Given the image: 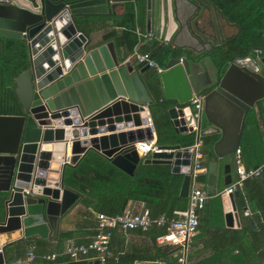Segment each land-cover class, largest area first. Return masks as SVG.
<instances>
[{"label":"water","instance_id":"1","mask_svg":"<svg viewBox=\"0 0 264 264\" xmlns=\"http://www.w3.org/2000/svg\"><path fill=\"white\" fill-rule=\"evenodd\" d=\"M128 3L134 10L144 5L145 31L161 46L160 71L124 56L113 38L94 41L83 27L91 17ZM229 24L212 0H0V35L23 38L28 53V66L13 79L20 113L0 114V191L6 193L0 232L57 233L81 198L65 184V168L89 150L128 174L139 162L166 163L171 173L182 175L179 195L187 197L189 151L180 144L158 145L161 151L141 157L134 147L155 135L146 121L152 101L146 85L154 79L171 104L167 115L177 132L192 131L188 101L203 94L196 140L219 134L205 152L211 159L204 186L213 193L229 185L246 114L264 99V57L224 56L232 50L218 48L240 33L235 24L237 33L218 39ZM202 118L209 123L204 128ZM237 193H228L230 210L224 217L229 226L238 221ZM3 260L0 252V264ZM55 264H99V259Z\"/></svg>","mask_w":264,"mask_h":264},{"label":"trees","instance_id":"2","mask_svg":"<svg viewBox=\"0 0 264 264\" xmlns=\"http://www.w3.org/2000/svg\"><path fill=\"white\" fill-rule=\"evenodd\" d=\"M217 5L224 7L221 0H212ZM236 5V4H235ZM225 8V7H224ZM226 9V8H225ZM227 11L229 15H235L238 22L241 24V36L238 46L243 43H255L258 48H264V1L263 4L252 5H236L227 4ZM134 8L132 4L128 3L125 8V14L120 20H115V24L124 27V34L129 37L128 45L133 46L136 41L134 32ZM92 21L89 25L83 26L85 31L92 28L96 19L91 17ZM133 31V32H132ZM130 34L132 38H130ZM161 46L155 45L154 40L140 42V48L144 52H148L157 63L162 66V55L159 51ZM28 66L27 45L23 38L8 37L0 35V114H18L20 113V103L14 92V77ZM147 88L152 96V101L148 105L152 123L155 132V142L158 145H172L180 144L186 146L192 144L195 140L193 131L177 132L174 130L171 121L167 115L168 102H166L161 93V88L158 81L154 79L147 83ZM252 109L248 111L245 123L247 126L252 117ZM247 129L244 133L242 142L240 144V151L242 156L247 153L248 144ZM218 136L214 133L205 134L201 136V152L212 145L213 141ZM264 162V161H263ZM262 162V163H263ZM254 177V176H253ZM182 175L178 173H171L170 166L166 163H143L139 162L133 173L128 174L119 169L115 165L108 162L98 152L88 151L75 166H67L64 172L65 184L81 193L80 202L86 208H90L88 213H105L114 215L121 213L124 209L125 202L128 199H139L144 202L145 208L148 209L151 216H158L165 214L172 216L174 209H183L186 205V198L179 195V187ZM6 193L0 191V223L4 219V199ZM240 196L237 201V206L241 208L244 205L245 199ZM199 225V219H198ZM197 225V227H198ZM251 229L243 227L238 229H227L224 231L223 238H232L233 242L243 241L246 231L249 234L257 235L263 247L260 251V258L254 262L248 263L246 259L247 251L242 248L237 251L235 255L227 253V263L229 264H264V226L253 221ZM115 228L112 230L109 239V254L105 257L104 264L113 263L114 256H117L116 264H132L135 260L153 259L156 262L164 264H178L177 257L179 256V248L169 243L158 244L156 242L157 236L163 234L166 230L164 225L152 224L148 227L146 232H150L152 242L157 247L156 252L151 256L139 254L136 251H128L125 253L114 254L112 248L113 234ZM142 231V230H141ZM73 231L65 230L59 233V238L71 237ZM95 233V232H94ZM93 233V235H94ZM91 240V239H90ZM89 240V241H90ZM88 241V242H89ZM85 243H77L86 244ZM225 242V240H222ZM38 245V244H36ZM34 243L27 239L21 238L16 241L0 246L1 252L4 254L6 262H14L18 259L26 258L28 253H32L36 247ZM191 250V243L188 247L187 262L189 263V256ZM226 252L230 247H226ZM120 251V250H119ZM39 253V252H35ZM28 264H34L33 260L39 258L43 264H55V261H50L44 258L45 252L35 254ZM90 251L88 255H93ZM146 256V257H145ZM38 259V260H39ZM54 259H61L55 257Z\"/></svg>","mask_w":264,"mask_h":264},{"label":"crops","instance_id":"3","mask_svg":"<svg viewBox=\"0 0 264 264\" xmlns=\"http://www.w3.org/2000/svg\"><path fill=\"white\" fill-rule=\"evenodd\" d=\"M237 3H239L237 4L239 6L241 4L245 5V0H237ZM218 7L221 10L223 9V13L228 17L229 21L231 22V24L227 25L229 26L227 28H229L230 31H238V27L237 25H235L238 24L240 26V32H241V24L240 22H238V19L234 17L235 15L233 16L229 15L228 12H226L225 8L220 5H218ZM124 14H125V8L124 6H121L119 4L114 8V12L110 13L109 15L94 16L93 18L96 19L95 24L92 28L87 30V32L90 33L94 41H99L104 38L115 39L123 55L126 56L127 58L129 57L133 62H135L136 60L133 58L134 50L138 49L142 51L140 48V43L137 44L138 35L136 34L135 29L136 27H138L143 33L146 32L145 23H144L145 22L144 5L142 3L137 4V7L134 11L135 14L134 32L136 35V41L132 47L128 45L129 37L124 34V27L118 26L114 23L115 20H120ZM220 20L223 21V19L221 18ZM130 38H132L131 34H130ZM153 40L155 42V45L160 46V44L155 39ZM145 41H147V39ZM258 49L260 50L261 48L257 47L256 50ZM256 57L262 58L263 56L261 53L256 51ZM167 105L169 107L171 104L168 103ZM251 109L253 113H252V117L249 118L250 123L248 126L245 123L243 134L240 141L241 144L244 133L247 129L248 131L247 138L250 142L248 144V150L247 153H245V155L243 156L240 151L242 162L244 166L247 168L258 166L264 161V99L257 101L254 104V106L250 108V110ZM208 125L209 123L204 118H202L201 128H204ZM192 131L194 132L195 140H196V131L194 130ZM214 134H216L217 136L219 135L218 133H214ZM201 136L202 135L199 136L200 140H201ZM105 159L108 162H110L107 158ZM209 159H211V157L207 156L204 152H202V157L200 162L203 169L199 170L195 177V182L204 189H206L204 186V178L206 175V166H207L206 162ZM232 167H233V161H232ZM234 178H235V172L233 168L232 180ZM190 184H189V188H190ZM236 190L238 193L234 197L235 204L237 203L238 200H240L239 195H241L245 199V202L241 208H239V206H237L236 204L238 210V221L236 222L234 220L232 226L226 225L225 217H224V213L230 210V202L228 200V194L223 195L218 192L209 193L206 190L209 193V197L207 198L203 208L198 212L199 225L189 242V245L191 243V250H190L191 252L189 256V263L187 262V264H229L226 261L228 257L227 253L229 255H235L237 251L242 248L246 249L245 251H247V256L245 260H247L248 263L259 260L260 251L263 247V244H261V241L259 240L257 235L249 234V231H246L243 241H235V242L231 240L232 238L229 237L223 238V237L224 235H226L224 234V231L227 229H234V228L238 229L241 227L245 229H249V228L251 229L252 227L250 226H252L253 221L259 224L262 223V225L264 226V171H262L259 175L245 179L242 182V184L236 188ZM187 197H185L186 198L185 207L187 206ZM143 208H145V206L142 200L128 199L125 202L123 211L124 210L141 211ZM88 210H90V208H86L81 204V202H78L61 220L57 233L55 231H52L49 235L45 237H40L37 234L24 236L20 228H15L9 231H2L0 232V246L16 241L21 238H27L34 243V246L38 244L36 245V247H33L35 248L34 250L37 251H34L32 253L45 252V255L50 253H56L57 254L56 257L61 259L58 260V259L46 258L50 261H55V263L59 261L70 260L64 251L68 247L73 246L77 243L88 242L93 237V233L95 232L96 217L94 216V214L88 213ZM176 210L177 209L173 210L174 213ZM65 230L73 231L71 237H67L63 239L59 238V233ZM222 240H225V242H222ZM156 242L158 244H162L159 243L157 240ZM157 245L155 246L153 244L152 236L150 232L148 233L143 230L141 231V229L138 228L122 229L118 227L115 228L114 230L112 248L114 250L115 255L118 253H125L131 250V251H136L140 255L143 254L146 256H151L156 252L155 247H157ZM228 246L230 247V250H228L227 252L223 250ZM39 253H35V254H39ZM2 255L4 259L3 263H8L6 262L3 253ZM86 257L93 258L95 256L93 254V255H87ZM116 258L117 256H114L112 260L113 263L111 264H116L115 263ZM38 259L39 258L34 259L33 263L43 264V261ZM14 262H10V263H14ZM132 264H162V263L156 262L153 259L146 258V259L135 260Z\"/></svg>","mask_w":264,"mask_h":264},{"label":"built area","instance_id":"4","mask_svg":"<svg viewBox=\"0 0 264 264\" xmlns=\"http://www.w3.org/2000/svg\"><path fill=\"white\" fill-rule=\"evenodd\" d=\"M138 35L139 44L143 39L147 41L153 40V35L150 32L143 33L138 27L135 29ZM260 53V50H256ZM255 51V53H256ZM133 58L140 64L148 65L150 68L160 71L162 67L150 56L148 52L134 50ZM203 94H193L188 103L193 108L194 122L192 123V130H197L196 118L199 117V111L202 108ZM147 125L150 127L153 134L154 126L149 113L146 114ZM134 147L137 153L141 157H145L147 154L161 151L158 148V144L155 142V135L152 138H145L140 141L134 142ZM201 140L197 139L192 144L181 146V149L187 150L191 153V184L187 197V206L184 209L176 210L172 216H166L160 214L158 216H151L147 208H143L141 211L124 210L121 213L114 215H108L105 213H96V226L95 233L91 240L86 244L73 245L68 247L64 252L67 254L70 260L84 258L90 251L94 252V256L99 259V264H104L105 257L109 254V239L114 228L122 229H141L146 230L152 224L164 225L166 230L163 234L157 236L156 240L159 243H169L179 248V256L177 257L178 264H187V252L188 245L191 237L194 235L198 225V212L203 208L209 193L195 182V177L199 170L203 169L201 166ZM233 168L235 172V178L229 185L224 187L218 193L226 195L236 190L242 182L250 177L259 175L264 171V162L258 166L247 168L244 166L240 148L238 147L233 155ZM1 252V248H0ZM56 253H50L42 255L44 258L54 259ZM34 255L28 253L26 258L18 259L14 263H2V264H16L29 262ZM87 258V257H86ZM163 264V263H162Z\"/></svg>","mask_w":264,"mask_h":264},{"label":"flooded vegetation","instance_id":"5","mask_svg":"<svg viewBox=\"0 0 264 264\" xmlns=\"http://www.w3.org/2000/svg\"><path fill=\"white\" fill-rule=\"evenodd\" d=\"M263 1L264 0H245V5L246 6L252 5V7H255L257 4H263ZM221 3L226 9H227V4H230V5L233 4L234 6L239 4L237 3V0H221ZM226 12H228L229 14V11L226 10ZM227 27L229 26L225 25V29L223 30L222 34L217 36L218 39L220 38L222 40L224 37L228 35L237 33V31H230L229 28ZM240 36H241V32L237 36H234L233 38L226 40L222 44L218 45V48H220V50L227 49V48L232 50L231 51L232 54L229 52H224L223 53L224 56L232 57L235 54L256 56L255 50L257 49V46L255 43H243V44H240V46H238L237 42H239ZM218 39H215V40L218 41ZM206 46L208 45L206 44ZM260 53L264 57V48L260 49Z\"/></svg>","mask_w":264,"mask_h":264}]
</instances>
